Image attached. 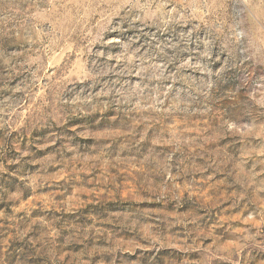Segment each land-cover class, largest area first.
<instances>
[{"label":"rangeland","instance_id":"1","mask_svg":"<svg viewBox=\"0 0 264 264\" xmlns=\"http://www.w3.org/2000/svg\"><path fill=\"white\" fill-rule=\"evenodd\" d=\"M0 264H264V0H0Z\"/></svg>","mask_w":264,"mask_h":264}]
</instances>
